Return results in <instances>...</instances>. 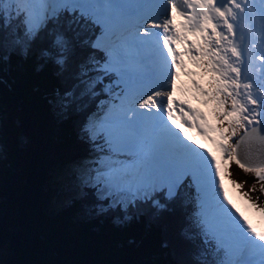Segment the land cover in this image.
Returning a JSON list of instances; mask_svg holds the SVG:
<instances>
[{
    "label": "trees",
    "instance_id": "trees-1",
    "mask_svg": "<svg viewBox=\"0 0 264 264\" xmlns=\"http://www.w3.org/2000/svg\"><path fill=\"white\" fill-rule=\"evenodd\" d=\"M80 12L59 6L30 41L23 14L0 15V253L8 256L0 264H223L203 232L196 188L121 209L89 184L55 205L65 169L103 144L88 126L98 98L109 97L106 52L95 46L103 27ZM57 36L63 66L42 56L60 54ZM18 39L30 45L26 56ZM65 92L72 101L61 106Z\"/></svg>",
    "mask_w": 264,
    "mask_h": 264
},
{
    "label": "snow or ice",
    "instance_id": "snow-or-ice-1",
    "mask_svg": "<svg viewBox=\"0 0 264 264\" xmlns=\"http://www.w3.org/2000/svg\"><path fill=\"white\" fill-rule=\"evenodd\" d=\"M58 7L53 5L52 0H0V15H3L6 8L11 9L16 15L23 14L25 21L28 22L25 36L30 41L43 23L51 15L57 14ZM63 7L69 5L65 3ZM76 7L84 8L81 16L89 15L88 6L72 5L71 10L75 11ZM97 7L107 9L113 18H119L135 28L134 32L119 38V44L114 46L113 57L105 69L119 72L126 86L125 96L136 97L132 101V107L126 110L119 126L130 133L135 131V121L129 118L128 112H131L137 120L150 117L156 121L157 126H162L175 137V140L186 150L189 159L187 164L174 165L163 159L149 145L142 154L143 168L140 173V183L145 187L144 198L152 199L148 194L149 189L154 194L157 191L164 192L167 188L165 196L172 199L178 194V189L191 169L196 179H207L218 207L231 221L233 237L242 241L245 247L258 250V261L248 259L237 264H264V231L258 230L239 209H235L239 214L238 218L220 199V190H223V200L235 208L228 199L227 189L224 187V164L228 162H235L244 172L253 173L261 185L260 191L264 193V161L258 165H251L241 154V146L247 143L250 137L255 136L264 143V0H258V3L256 0H243V2L242 0H153L147 4H121L117 0H108V3ZM34 12L35 16L30 20ZM172 13L183 18L179 24L176 22V15ZM255 20L259 21V28L256 29L259 33L258 38L250 23ZM96 22H99V19L94 21ZM151 29H159V31L153 32ZM189 34L197 39L189 40ZM246 41L247 47L244 46ZM15 43L26 56L29 52V43L19 39ZM152 44L160 49L161 56L171 58V68L176 71L169 73L166 77L167 83H156L155 87H148L147 92H144L142 89L146 85L142 81L134 80L128 71L130 57L124 54V50H140ZM180 45L188 47L182 52L178 47ZM55 46L59 55L54 56L50 51H44L42 56L51 57L56 64L63 66L66 60L63 55L66 49L63 37L57 36ZM165 49L166 53L163 51ZM185 56L210 74L209 90L200 87L195 81L194 84L208 98L205 103L211 101L215 104L213 116L219 121L220 127L210 124L204 113L186 108L183 102H176L173 98L175 80L185 68ZM255 61H259V66L255 65ZM167 62L165 60V63ZM242 65L245 67L242 68ZM248 68H254L255 72L259 73L258 79L248 75L246 70ZM156 88L164 90H156ZM72 97L73 93L65 92L62 95L58 94L57 99L61 106H67L71 103ZM159 97L165 99L158 101ZM139 109H148V112H141ZM174 112L180 113V123H177ZM165 116L176 128H181V124H185L189 128L198 129L205 138L213 140L222 155L217 156L212 149H205L204 144H200L199 148L205 149V152H200L186 144L180 139L179 133L173 132L168 126ZM241 130L243 134L238 136ZM212 132L219 133L220 142L211 137ZM232 140L234 143H229ZM209 156L211 159L208 158ZM157 176L163 177L159 183L155 181ZM233 183L237 187H243L241 182L233 181ZM136 191H140V188L137 187ZM253 191H256L255 185L249 189V192ZM244 195L249 196V193L245 192ZM153 203L157 207H163L158 200H154ZM253 206L257 207L255 202ZM258 210L264 213V208Z\"/></svg>",
    "mask_w": 264,
    "mask_h": 264
},
{
    "label": "rangeland",
    "instance_id": "rangeland-1",
    "mask_svg": "<svg viewBox=\"0 0 264 264\" xmlns=\"http://www.w3.org/2000/svg\"><path fill=\"white\" fill-rule=\"evenodd\" d=\"M63 1L68 3L69 6L73 5L71 0H52L54 3H61ZM135 1L145 4L143 0H141V2L140 0H117V2L121 4H129L132 2L135 3ZM256 2L258 3V0H256ZM106 3H108V0H85V6H88L89 15L84 16L85 18L90 16L94 17L96 20L99 19V22L103 27V31L99 34L97 42H95V46L106 52L103 71L104 76L110 79L107 86L109 97L102 100L98 98V101L101 104V109L91 116L88 124L92 138L102 140L103 144L98 150L92 152L87 158L77 161L71 168L68 169L67 167L65 169V172L62 173L61 178V185H63L62 192L59 194L60 196L56 198L55 205L63 204L71 197L72 194H82L86 187L85 185L89 184L98 186L97 192L99 196H110L112 198V204H116L115 206L118 207L120 206L121 209H125L130 203L138 204L136 201L146 199L144 198L145 187L140 183V173L143 168L141 154L149 145L153 147L154 142L152 141L151 137L154 136L149 135V133H154L153 127L156 126V123L150 117L141 118L139 119L141 120L139 128L135 127L136 125L134 123L135 131L131 133L126 130L122 131L123 128L119 126L120 122L124 118L126 110L132 107V101L136 99V97L134 95L125 96L126 86L119 72L112 70L106 71L105 69L108 67L109 61L113 57L114 46L119 44V38L122 36H127L129 32H134L135 28L119 18H113L107 9L103 7H97V5ZM74 4L83 5V0H74ZM79 8L84 11V8ZM6 10L13 12L11 9L6 8L4 11L5 15ZM34 16L35 12L29 19L32 20ZM160 19H163V17H160ZM105 21H107V23H105ZM250 23L253 27L255 36L258 38L259 33L256 32V29L259 28V21L255 20ZM151 31L154 32L155 29H151ZM237 31H239V29H237ZM107 34H109L108 38H106ZM244 46L247 47V41L245 42ZM136 52V50H124V54L130 57L128 68L130 75L134 80L142 81L146 85V87H144L142 90L147 92L148 87H155L154 83H167L164 72L166 71L165 75L167 77L171 72V65L168 62L165 63L164 60L162 64H160L161 62L156 64V67L158 68V71L160 70L159 72L162 76L160 75L158 80L153 81L154 83H148V81L151 80L147 79V73L143 68L142 63L138 62L135 64L131 58L133 55L136 57V59H141L139 58L140 53L136 54ZM254 63L256 66H259V61H255ZM241 67L244 68L245 66L242 65ZM197 70L199 79L202 82L201 87L209 90L211 87L209 83L211 79L210 74L206 72L201 66H198ZM246 70L250 77L258 79L259 73L255 72L254 68H248ZM100 77L103 78V75ZM156 90L162 91L164 89L156 88ZM163 99L165 98H157L158 101ZM206 99L208 98L201 93L197 103L205 110V118L207 121L216 127H220L219 121H217L213 116L215 104L211 101L205 103L204 101ZM139 111L147 113L148 109H139ZM127 115L130 119L136 122L137 119L131 112H128ZM149 121H151V123H149ZM138 122L139 121L136 122L137 125ZM147 124L149 127H146ZM142 125H145L144 129H142ZM171 126L173 127V125ZM191 129L192 128L187 127L186 131H191ZM241 132L238 134V136L242 135ZM135 133L139 135L134 136ZM179 134L181 139L186 144L196 148L200 152H205V149H212V151L215 152L217 156L222 155L220 149L216 146V144L213 143V140L204 138L205 143L200 142L199 145L204 144L205 149H200L199 145L194 144L191 139L187 140L182 136L181 133ZM210 135L217 142L221 141V137L218 132H212ZM168 138H171L170 144L168 142L169 139L168 141L166 140L167 145L164 147V150L168 148L169 151L171 146L176 148V152H180V150L182 151L183 146L181 144H179L177 147L174 146L177 145V141L173 140L172 135ZM171 141L174 145L171 144ZM229 143H234V140L229 141ZM161 144L162 142L160 141V145ZM260 145H262L261 141L257 137L253 136L248 139L247 143L241 146L242 157L251 165H258L261 161H264V148H261ZM157 148L155 149L156 151H158ZM250 149L254 152L253 155L245 152H249L248 150ZM161 153L163 154L164 151H161L160 154ZM184 156H186L185 153ZM182 158L183 157H179L170 153L168 160L174 164L173 162ZM208 158L211 159V156ZM186 161L187 159L184 158V164ZM187 163H189V160ZM223 163L224 161L222 160V164ZM237 168L239 169L238 174H236L237 170H234ZM229 173H231L230 176ZM161 180H163L162 176L155 177V181L157 183H159ZM217 180H219V178H217ZM233 181L241 182L243 187H237ZM253 185H255L256 191L249 192V189H251ZM137 187L140 188V191H136ZM218 187L219 185L217 184V188ZM224 187L227 189L228 199L231 200L232 205H235V208H232L231 205H228L227 201L223 200V190H220V199L223 201L225 207L232 211L233 214L238 218L239 214L236 213L235 209H239V211L242 212L245 217L250 219L253 223L258 224L262 231H264V213L258 210V208H264V193L260 191L261 185L257 182L255 175L253 173L244 172L235 162H228L224 164ZM195 188L198 191L197 198L200 205H198L197 211L201 220V224L203 225V232L207 241H211V245L217 246V248L222 253L223 264H237V262H244L248 259L258 261V250H253L251 247H245L242 241H239L233 237L231 233V221L227 214L218 207L215 196L211 192V188L207 182V179H196L194 177L193 171L189 169L188 174L184 178L183 184L178 189V193L182 195L184 194V189L187 192H192ZM165 192H167V188L164 189V192L157 191L154 194L150 189L148 190V194L155 198L161 197L155 195L165 194ZM245 192L249 193L251 199H249V196L244 195ZM257 197H259V199H257ZM253 202H255L257 207L253 206ZM121 203L125 205V207ZM4 257L6 259L8 258L7 253H0V260H2ZM1 264L7 263L3 262Z\"/></svg>",
    "mask_w": 264,
    "mask_h": 264
},
{
    "label": "bare ground",
    "instance_id": "bare-ground-1",
    "mask_svg": "<svg viewBox=\"0 0 264 264\" xmlns=\"http://www.w3.org/2000/svg\"><path fill=\"white\" fill-rule=\"evenodd\" d=\"M144 2H145V4H147V3H151V2H153V0H143ZM141 35H143V33H141ZM109 37V34H107L106 35V38H108ZM105 38V37H104ZM147 49H148V51H149V48H148V46H144L143 48H141V52L143 53V55H146V54H148L147 55V59L148 60H150V61H153L154 62V64H155V66H157L156 64H159L160 62V64H162V62H163V60H161L158 56H157V54L156 53H153V52H150V54L149 53H147ZM133 51V50H132ZM137 51V50H136ZM131 58H132V60H133V62L136 64V63H141V59H136V57H134L133 55L131 56ZM153 58H156V59H153ZM132 62V63H133ZM160 67V66H159ZM158 69V68H157ZM160 71V70H159ZM165 73H166V71L164 72V76H165ZM134 121V120H133ZM149 123H151V121H149ZM148 123V124H149ZM155 123H156V121H155ZM146 125V127H149V125ZM145 128V125H142V129H144ZM157 129V130H156ZM164 129V128H163ZM163 129H162V127L161 126H157V124H156V126H154L153 127V130H154V133L153 134H150L149 133V135H153L154 137H151V139H152V141L154 142V144H153V148L154 149H156L158 146V148H157V153L163 158V159H165V160H167V161H169L168 160V157L170 156V153H172V154H174V155H176V156H179V157H183L182 159H179L178 161H175V162H173L175 165H184V158H186L187 159V161L189 160L188 159V157H186V156H188L187 155V153H185V151H184V148L182 147V151L180 150V152H176V148H173V147H171L170 146V149H169V151H168V148L166 149V150H164V147H166V145H167V142H166V140L168 141V139H169V144H170V139L171 138H168V137H170L171 135H169V133H168V131L166 130V129H164V134H163ZM140 130V129H139ZM151 130V129H150ZM122 131H125V129H122ZM130 133V132H129ZM137 135H139V134H137V133H135L134 134V136H137ZM160 141L162 142V144L160 145ZM151 142V141H150ZM148 145V144H147ZM261 146V148H264V143H262V145H260ZM164 151V153L162 154H160V152L161 151ZM247 150V149H246ZM251 154H254V152H252V151H250V150H248ZM175 152V153H174ZM184 153L186 154V156H184ZM187 161L185 162V164H187Z\"/></svg>",
    "mask_w": 264,
    "mask_h": 264
},
{
    "label": "water",
    "instance_id": "water-1",
    "mask_svg": "<svg viewBox=\"0 0 264 264\" xmlns=\"http://www.w3.org/2000/svg\"><path fill=\"white\" fill-rule=\"evenodd\" d=\"M246 153H248V154H251L250 152H247V151H245ZM246 162H248V161H246ZM249 163V162H248ZM250 164V163H249Z\"/></svg>",
    "mask_w": 264,
    "mask_h": 264
}]
</instances>
